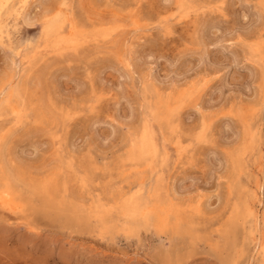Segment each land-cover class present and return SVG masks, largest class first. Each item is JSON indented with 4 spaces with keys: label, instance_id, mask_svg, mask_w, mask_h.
Wrapping results in <instances>:
<instances>
[{
    "label": "rangeland",
    "instance_id": "374dc122",
    "mask_svg": "<svg viewBox=\"0 0 264 264\" xmlns=\"http://www.w3.org/2000/svg\"><path fill=\"white\" fill-rule=\"evenodd\" d=\"M68 2L76 5L78 19L100 22L107 17L117 31L108 33L101 29L91 31L87 37L71 31L61 34L59 28L54 34L42 32L39 26H24L19 28L24 41L13 39L9 43V35L23 24L19 17L24 11L2 17L3 25H9L8 33L0 42L6 45L0 47V89L13 80L12 87L18 84L20 95L12 98L9 106H2L1 112L6 118H10L12 111L22 112L23 122L20 137H14L10 147L0 145V182H8L17 195V199L11 201L16 205L15 210H6L0 205V264H36L38 261L41 264H149L162 258L161 252L177 248L176 231L181 234L180 244L185 243L186 236V243L195 247L192 259L197 264L212 259L205 249L217 243L225 255L230 245L236 244L243 246L247 259L259 261L261 255L254 252V241L249 235L251 228L254 230L252 219L247 228L241 222L238 237L231 241L227 235V217L221 222L225 225L223 232L215 230L219 225L213 226V220L219 219L225 211L240 209V202L245 201L255 205L257 217L264 225V201L259 197L257 202L250 197L258 179L264 187L261 168L264 117L260 111L259 89H250L247 65L238 68L232 63L236 53L225 38L227 30L221 18L202 10L209 4L224 3L225 15L230 19L240 17L242 26L246 13L237 7L241 0ZM177 4L192 7L178 10ZM28 11L34 13V9L27 8L25 13ZM189 13L193 19L197 13L199 15L202 39L196 49L185 48L191 39ZM158 22L164 26V31L155 27ZM149 24L153 27L143 31ZM138 28L141 29L138 31ZM255 35L258 38L259 32ZM213 43L221 46L212 47ZM125 44L134 53L133 63L139 62L141 68L150 67V84L142 86L139 81L121 80L122 73L128 75L127 69L109 54L114 45H119L123 53ZM73 45H78L77 50H70ZM7 48L12 52H7ZM181 49L186 54L179 55ZM18 51L23 55L15 56L19 58L17 61L13 57ZM11 62L16 67L12 68ZM85 65L90 68L91 80L86 78ZM93 89L97 94L103 92L105 97L111 93L100 114L75 117L70 130L63 128L59 109L63 107L65 113L69 107L84 111L85 101ZM188 92H194L192 99L185 100V97L175 111H165L166 99L174 101ZM156 96L163 100L158 106ZM122 97L129 98L134 108L129 109ZM173 116L174 124L170 123ZM109 117L119 118L117 124L127 120L134 130L139 127L140 131L142 123L146 119L150 121L155 130L157 156L145 160L134 156L132 142L123 141L127 129L113 137L112 129L105 127ZM202 122L210 125L207 144L196 142ZM5 127V121L0 120V130ZM60 133L64 135V145L58 155L53 137ZM85 137L93 148L91 162L85 170L91 180L89 192L79 198L65 197L66 178L70 194L74 189L79 190L76 175L65 165L75 153L76 168L84 170L78 156ZM97 168L100 179H91ZM225 178L232 184L231 192L228 184L223 183ZM47 188L53 193L45 197L42 191ZM131 197L138 198L146 211L172 204L175 212L171 216V229L145 228L132 235L113 228L120 222L123 229L125 217L131 216L124 210L125 200ZM97 202L102 205L100 220L90 214L95 212ZM194 204H198L203 213L199 217L189 211ZM180 218L181 221H176ZM234 219L243 221L244 218L237 212ZM257 232L254 233L256 238L264 234Z\"/></svg>",
    "mask_w": 264,
    "mask_h": 264
},
{
    "label": "snow or ice",
    "instance_id": "6c2138e0",
    "mask_svg": "<svg viewBox=\"0 0 264 264\" xmlns=\"http://www.w3.org/2000/svg\"><path fill=\"white\" fill-rule=\"evenodd\" d=\"M4 5L0 4V9H2ZM25 8L34 9V13L27 14L24 16H20L19 19L23 20L22 25H18L17 31L13 35H9L8 42L10 43L13 39L24 41L23 35L20 33L19 28L24 26H39L43 31L49 30L50 22L55 21L59 26V31L61 34L67 32H73L77 35L87 36L91 31L104 30L105 32L111 33L117 31V29L113 28L111 23L108 21V18L105 17L103 21L93 22L87 19H78L75 14L76 5L70 4L68 0H39L36 4H25ZM84 6L81 5V8ZM177 9H183L184 7H188L191 9V5L177 4ZM226 5L224 3H214L209 4L207 6H203L202 10L207 12L211 11L217 14L222 23L226 28L225 38L228 40L229 47L235 51V55L232 56V63L235 64L238 68H243L246 65L247 68V82L251 88H258L260 97H261V107L260 111L262 117H264V0H241V3L237 5V7L242 8L245 11V15L243 16V20L245 21L244 25L239 24L240 17H232L230 19L229 16L225 15ZM179 15V12L176 13ZM182 19L184 17H181ZM187 19L191 23V27L188 29V32L191 36V39L185 45V48L196 49L200 44L202 39V35L200 32V22L199 15L197 13V17L193 19L191 14L189 13ZM97 23L100 24V27H97ZM153 26L149 24L148 28L143 29V31L147 32ZM158 30L164 31V26L159 22L155 26ZM140 30L139 28L137 29ZM259 32L258 38L255 33ZM165 34H170V32H165ZM219 40L220 37L218 36ZM3 41V24H0V42ZM212 47H220L221 45L218 43H213ZM0 47H6L5 44L0 43ZM125 51L123 53L120 52V46L114 45L113 51L109 54L114 57L118 62L122 64L123 69H127L128 75L125 76L123 73L121 74V80L131 79L133 81H139L142 86H146L150 84L152 81V73L150 67L141 68L140 63H133V51L128 50V46L125 44ZM70 50H77L76 47H73ZM7 52H12L11 48H7ZM241 53L243 54L241 56ZM22 53H15L16 55H20ZM186 54L184 49L180 50L179 55ZM241 59H243V64L241 63ZM13 67H16L15 63H13ZM84 70L88 73L87 79L91 80L92 74L88 65L84 66ZM220 70L217 69V72ZM258 82V83H257ZM207 80H205V84ZM7 87H11V84L7 85ZM0 91H3L0 89ZM186 91V90H185ZM111 97V93L108 94V97H105L103 92L97 94L96 90L93 89L91 95L85 101L86 108L84 111H80L79 109H74L69 107L67 113L64 112L63 107L59 109L60 117L63 120V128L70 130L72 121L75 117H83V116H98L101 110L104 108L105 100ZM124 103L127 105L129 109L134 108L131 100L127 97L121 98ZM84 105H82L83 107ZM141 111H143V107H141ZM199 111V108H197ZM119 119V118H117ZM117 119H112L111 117L105 121V127H109L112 129V136L115 137L118 132H124L127 129L126 134L123 136V141L127 144L129 141L132 142L133 147L139 141L142 144L148 140L149 138V121L146 119L143 123V131L137 129H133L131 124L127 120H121L119 124H117ZM0 120H4L6 127L3 130H0V145L4 147H10V141L14 137H20V129L22 127L23 122V113L12 111L10 113V118H6L2 112H0ZM170 123L174 124V116L170 119ZM262 132H264V124L261 127ZM59 131V129H58ZM209 134H210V125L206 122H202V125L199 131L196 134V142L207 144L209 142ZM54 141L57 146V154L63 152L64 145V135L60 133L59 135H54ZM108 143V141H105ZM80 154L78 156L82 161L83 169H77L75 166V159L77 158V154H73L72 159H68L66 162V167L69 171L73 172L76 177V183L79 185V190H73L70 194L67 191V178L65 182V191L64 196L67 197L72 195L75 198H79L80 196L85 195L89 192V184L91 182L88 172L85 171L88 168L90 161V157L93 153V148L91 147V142L85 137L84 143L80 146ZM86 149V150H85ZM261 168L264 170V158L261 159ZM96 175L91 179L99 180V172L100 169L97 168ZM107 171V169H105ZM224 184H228L229 191L231 192L232 184L228 178L223 180ZM97 188H99V184H97ZM136 195V194H133ZM260 198L264 201V187L261 188ZM101 203H96L95 212H90L91 215H95L97 220H100L102 217L100 215ZM106 211V209H105ZM189 211L192 212L194 217H199L203 213L198 204H194L191 206ZM240 209L237 208L233 212L225 211L221 214L220 218L217 220H213V226L219 225V227H215L217 232H223L225 229V225L221 222L224 220V217L228 218L227 224V235L229 241L236 239L238 236V229L243 222L244 227H248V221L251 219L255 220V227L264 233V225H262L260 218H256L254 216L253 211L249 207L248 203L244 204V211L246 213L243 221L240 219H234V216ZM171 224V217L168 220H165L159 227L168 228ZM117 231L123 230L126 233L134 235L136 231L142 229H153L156 225L153 222L152 214L145 213L142 216H126L123 222V229H121L120 222H117L112 226ZM254 234V233H253ZM179 231H176L177 237V248L172 250L169 248L166 252H161L160 259L156 261H150L149 264H197L196 261L192 259V256L195 252V247L193 245L187 244V237L185 236V243H179L180 237ZM210 239H215V237H210ZM207 254L212 257V259L204 261L203 264H264V255L261 256L260 260L257 261L255 258L249 260L246 258V254L243 246H238L236 244H231L228 248V254L225 255V251L221 249L220 245L217 243L215 245L210 244L207 249H205ZM264 253V249L260 250ZM36 264H41V262H36Z\"/></svg>",
    "mask_w": 264,
    "mask_h": 264
},
{
    "label": "bare ground",
    "instance_id": "6f19581e",
    "mask_svg": "<svg viewBox=\"0 0 264 264\" xmlns=\"http://www.w3.org/2000/svg\"><path fill=\"white\" fill-rule=\"evenodd\" d=\"M33 2V3H35V1L36 0H0V4H2V5H4V7L2 8V9H0V24H3V20H2V17L5 15L6 17L7 16H9V15H11V13L13 14V13H16V14H18V13H20V11L19 10H23L24 12H22V15L24 16V15H27V14H31V13H29V11L28 12H26L25 13V10L27 9V8H25L24 7V5L25 4H28L29 5V3L30 2ZM189 1V0H188ZM214 1V0H213ZM214 3V2H213ZM31 4V3H30ZM206 5V4H205ZM188 9V8H187ZM31 11V10H30ZM163 13V12H162ZM15 14V15H16ZM19 15V14H18ZM12 17H14V16H12ZM165 17V16H164ZM185 17V16H184ZM14 18H16V16L14 17ZM17 19V18H16ZM163 21V20H162ZM165 21V20H164ZM15 22V21H14ZM13 23V22H12ZM7 25H9V24H7ZM7 25H3V35L4 34H7L8 32H7ZM58 28H59V26H58V24L55 22V21H53V22H50V25H49V30H47V31H51V32H54V34H56V32L58 31ZM141 29V28H140ZM71 33V32H70ZM69 33V34H70ZM106 34V33H105ZM104 34V35H105ZM47 35V34H46ZM101 35V34H100ZM6 36V35H5ZM56 36V35H55ZM55 36L53 37V38H55ZM79 36V35H78ZM48 37V36H47ZM60 37V36H59ZM88 37V36H87ZM52 38V37H51ZM61 38V37H60ZM74 38V37H73ZM75 39H76V36H75ZM56 40H57V38H56ZM66 40V39H65ZM60 41V40H59ZM68 41V40H67ZM71 41V40H70ZM68 43H69V41H68ZM71 43V42H70ZM74 43V42H73ZM58 44V43H57ZM59 45V44H58ZM70 46V45H69ZM73 46H75V47H77L76 45H73ZM72 46V47H73ZM71 47V48H72ZM65 48H67L66 46H65ZM16 51V50H15ZM19 53H21L20 51H18ZM16 53V52H15ZM21 55H23V54H20V55H16L17 57H20ZM14 58V57H13ZM14 59H16L17 61H18V59L17 58H14ZM16 61V62H17ZM14 62H15V60H14ZM15 62V63H16ZM26 62V61H25ZM24 62V63H25ZM11 64H13L12 62H11ZM23 64V63H22ZM12 68H13V66H12ZM212 74V73H211ZM12 82H13V80H12ZM12 82H8L6 85L4 84L3 85V87L1 88L3 91H0V100H1V103H0V112H1V110H2V106H9L10 104H11V102H12V98H16V97H18L19 95H20V87H19V85L17 84L16 86H13L12 87ZM9 84H11V87L9 88V87H7V85H9ZM156 86V85H155ZM147 87H145V89H146ZM9 89V90H8ZM99 91V90H98ZM153 91V90H152ZM157 91V90H156ZM192 91V90H191ZM155 92V91H154ZM150 93V92H149ZM193 94H194V92H188V93H186L185 95H183L181 98H179V99H174V101H172L171 99H166L165 100V104H166V107H165V111L166 112H168V113H171V112H173V111H175L177 108H178V106L180 105V103L183 101V100H181V99H183V98H185V100H188V99H192L191 97H193ZM156 98L157 99H159L158 100V102L156 103L157 105L156 106H158V104L159 103H161V101H163V100H160L162 97H160V98H158L157 96H156ZM255 107V106H254ZM4 108V107H3ZM159 108V107H158ZM164 108V107H163ZM163 108H162V111H163ZM253 108V107H252ZM156 109V108H155ZM254 111V110H253ZM252 112V111H251ZM160 115V114H159ZM159 115H158V117H159ZM148 116V115H147ZM204 116V115H203ZM253 116V115H252ZM145 120V119H144ZM151 122H153V121H151ZM143 124V123H142ZM168 125H170V124H168ZM167 125V126H168ZM140 129V128H139ZM149 129H150V132H149V138H148V140L147 141H145L143 144L141 143V142H139L138 141V143H136L135 144V148H134V150H133V148H132V150H133V154H134V156L136 155L137 157H138V159L139 160H145L146 158H155L156 156H157V152H158V145H157V142H156V139H155V130H154V128H153V126L151 125V123H150V121H149ZM142 131H143V129H142ZM251 131V130H250ZM160 132H161V130H160ZM164 135V134H163ZM156 136H157V134H156ZM162 136V135H161ZM159 141V140H158ZM159 143V142H158ZM160 144V143H159ZM161 147H163V146H161ZM165 147V146H164ZM167 150V149H166ZM191 151V150H190ZM167 152V151H166ZM160 153V152H159ZM245 158V157H244ZM148 161H149V159H147ZM235 162V165L236 164H238L237 163V161L235 160L234 161ZM143 163V162H142ZM144 163H146V162H144ZM148 163H150V162H148ZM137 165V164H136ZM153 167V166H152ZM139 168V167H138ZM4 169V168H3ZM150 169V168H149ZM152 171V170H151ZM3 173V172H2ZM5 174V173H4ZM11 174V173H10ZM6 175V174H5ZM11 176V175H10ZM10 176H7L8 177V179H9V177ZM228 176V175H227ZM13 177H16V176H14L13 175ZM141 177V176H140ZM20 178V177H19ZM1 179H2V177H1ZM5 179V178H4ZM19 181L21 180L22 181V179L20 178V179H18ZM52 180V179H51ZM4 181H7V180H3L2 182H4ZM9 182H10V180H9ZM18 182V181H17ZM8 182H4L3 184H1V182H0V205L3 207V208H6V210L8 209V210H15V207L14 206H16L15 204L14 205H12V203H11V201H12V199H14V198H16L17 199V195H16V193H15V189H13L10 185H8L7 184ZM16 183V182H15ZM49 183V182H48ZM11 184L12 185H14V183H12V180H11ZM48 185V184H47ZM261 188H262V184H261V182H260V180L258 179L256 182H255V190L254 191H251L250 192V197L254 200V201H257V202H259V197H260V195H259V192L261 191ZM44 194H45V197H46V195L48 196V195H50L51 193H53L49 188H47V189H44V191H42ZM142 192V191H141ZM140 192V193H141ZM44 194H43V198H44ZM124 196V195H123ZM154 196V195H153ZM175 196V195H174ZM199 196V195H198ZM201 197V196H200ZM92 201H93V199H92ZM44 202V201H43ZM47 202V201H46ZM246 202V201H245ZM245 202L243 203H241L240 202V204H239V207H240V213H242V215H243V218L245 217V215H246V213H245V211H244V204H245ZM16 203V202H15ZM261 203V202H260ZM48 204V203H47ZM35 205V204H34ZM142 205H143V203H142ZM149 205V204H148ZM145 206H147V204L145 205ZM150 206V205H149ZM179 206V205H178ZM238 206V205H237ZM249 207L251 208V210L253 211V213H254V216L256 217V218H258L257 216V214H258V210H256V207H255V205L253 206V204H251V205H249ZM1 208V207H0ZM19 208V207H18ZM117 208V207H116ZM238 208V207H237ZM203 209V208H202ZM116 210V209H115ZM124 210H126V212H128V214L130 215L131 214V216H133V215H136V216H142L143 214H145V213H150V214H152V217H153V222H154V224L156 225V227H154V229H158V230H163V231H166L168 228H161V227H159V225H161L165 220H168V218L169 217H171V216H173V213L175 212V210H174V208H173V206H172V204H169V205H162V206H155L153 209H151V210H148V211H146L145 210V208H144V205L143 206H141V203L139 202V200H138V198L137 199H135V198H128V199H126L125 200V203H124ZM176 210H177V208H176ZM3 211V210H2ZM123 211V210H122ZM178 211V210H177ZM179 213H181L180 211H178ZM17 213V212H16ZM126 214V213H125ZM9 215V214H8ZM177 215H179L178 213H177ZM11 218V217H10ZM263 218V217H262ZM184 219V218H183ZM171 220H172V217H171ZM181 221V218L180 219H177L176 221ZM243 220V219H242ZM252 221L254 222V225L252 226V227H254V230L251 228V230L249 231V235H251V237L253 238L252 240L254 241V248H255V250L256 251H254V252H258V254H260L261 256L262 255H264V253H262L260 250L261 249H264V234L263 235H261L262 237H260V238H256V234H253V233H255V231L257 232L258 231V229L255 227V220L254 219H252ZM179 224V223H178ZM171 225H172V223H171ZM182 225H183V223H182ZM173 228V227H172ZM177 228V230H179L181 227H179V225L176 227ZM170 229H171V227H170ZM169 229V230H170ZM174 229V228H173ZM181 231H183V230H181ZM185 232V231H184ZM169 233V232H168ZM258 233V232H257ZM247 234V233H246ZM165 235V234H164ZM260 236V235H259ZM238 237V236H237ZM119 245V244H118ZM246 245V244H245Z\"/></svg>",
    "mask_w": 264,
    "mask_h": 264
}]
</instances>
